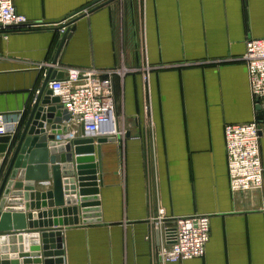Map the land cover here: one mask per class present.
<instances>
[{"label":"crops","instance_id":"0c3cea01","mask_svg":"<svg viewBox=\"0 0 264 264\" xmlns=\"http://www.w3.org/2000/svg\"><path fill=\"white\" fill-rule=\"evenodd\" d=\"M12 1L39 25L0 39V115L12 123L22 112L17 131L64 20L59 65L151 68L152 129L141 75L113 79L126 135L101 145V222L63 227L64 264H160L148 221L158 208L209 217L204 256L168 264H264V171L260 189L231 193L224 140L225 125L264 120L242 62L245 42L264 38V0H103L83 11L95 0ZM260 154L264 169V135Z\"/></svg>","mask_w":264,"mask_h":264},{"label":"water","instance_id":"95a60500","mask_svg":"<svg viewBox=\"0 0 264 264\" xmlns=\"http://www.w3.org/2000/svg\"><path fill=\"white\" fill-rule=\"evenodd\" d=\"M68 35L67 30L61 36L52 63ZM52 77L48 71L32 89L17 136H0V154H5L0 172V264H64L63 227L101 222V145L115 140H57L69 132V114L46 89ZM44 181H51L50 189L39 185Z\"/></svg>","mask_w":264,"mask_h":264},{"label":"built area","instance_id":"2783aa9c","mask_svg":"<svg viewBox=\"0 0 264 264\" xmlns=\"http://www.w3.org/2000/svg\"><path fill=\"white\" fill-rule=\"evenodd\" d=\"M57 31L63 34L70 30L71 19L57 24ZM27 18L16 12L12 0H0V39L7 40L11 32L35 28ZM242 62L246 67L248 86L256 112L264 116V38L248 39L245 42ZM143 50V47H142ZM39 83L48 71L53 77L46 89L69 114L65 122L68 134L56 136L71 141L76 138H113L116 142L124 138L126 130L120 125L116 114L114 98V77L139 73L143 84V114L148 127L152 129V106L150 98V70L145 64L141 68L124 65L101 70L94 67L80 68L61 66L57 62H41L36 65ZM60 74V76H59ZM16 121L7 123L0 115V136L13 140L18 133ZM46 130L48 128L46 127ZM81 130L83 135H81ZM48 132V131H47ZM264 135V120L254 119L245 124L224 126L226 161L231 193L258 190L263 184V167L260 154V138ZM1 163L4 166V158ZM2 168H0L1 172ZM50 189L51 181L39 184ZM155 235L154 257L160 264L178 263L204 256L209 240V217L195 214L185 217L169 216L163 208H158L154 216L148 218Z\"/></svg>","mask_w":264,"mask_h":264},{"label":"rangeland","instance_id":"374dc122","mask_svg":"<svg viewBox=\"0 0 264 264\" xmlns=\"http://www.w3.org/2000/svg\"><path fill=\"white\" fill-rule=\"evenodd\" d=\"M142 49V48H141Z\"/></svg>","mask_w":264,"mask_h":264}]
</instances>
